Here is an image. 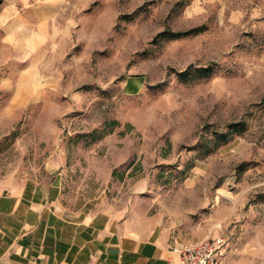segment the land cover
Here are the masks:
<instances>
[{"label":"rangeland","instance_id":"obj_1","mask_svg":"<svg viewBox=\"0 0 264 264\" xmlns=\"http://www.w3.org/2000/svg\"><path fill=\"white\" fill-rule=\"evenodd\" d=\"M55 171L264 264V0H0V189Z\"/></svg>","mask_w":264,"mask_h":264},{"label":"crops","instance_id":"obj_2","mask_svg":"<svg viewBox=\"0 0 264 264\" xmlns=\"http://www.w3.org/2000/svg\"><path fill=\"white\" fill-rule=\"evenodd\" d=\"M174 234L104 201L66 205L60 171L0 189V264H180Z\"/></svg>","mask_w":264,"mask_h":264},{"label":"built area","instance_id":"obj_3","mask_svg":"<svg viewBox=\"0 0 264 264\" xmlns=\"http://www.w3.org/2000/svg\"><path fill=\"white\" fill-rule=\"evenodd\" d=\"M228 237L223 233L188 241L178 234L171 239V248L178 252L180 264H223Z\"/></svg>","mask_w":264,"mask_h":264},{"label":"trees","instance_id":"obj_4","mask_svg":"<svg viewBox=\"0 0 264 264\" xmlns=\"http://www.w3.org/2000/svg\"><path fill=\"white\" fill-rule=\"evenodd\" d=\"M201 30V27H192L190 29H187V30H184V31H163L162 34H166L168 37H179V36H182V35H187V34H191V33H197L198 31ZM199 70H202L204 72H207V74H209L210 72V67H202L201 69ZM187 73H188V70H182L179 72V75L182 76L183 79H186L187 77ZM243 123H240V122H236V123H232V127L235 129V130H242V125Z\"/></svg>","mask_w":264,"mask_h":264}]
</instances>
